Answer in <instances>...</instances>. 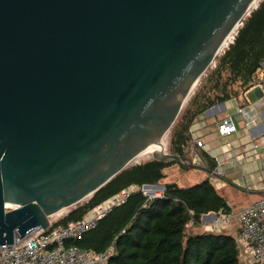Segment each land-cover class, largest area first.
<instances>
[{"label":"water","instance_id":"water-1","mask_svg":"<svg viewBox=\"0 0 264 264\" xmlns=\"http://www.w3.org/2000/svg\"><path fill=\"white\" fill-rule=\"evenodd\" d=\"M256 1L0 0V244L149 148L211 173L165 137Z\"/></svg>","mask_w":264,"mask_h":264},{"label":"trees","instance_id":"trees-1","mask_svg":"<svg viewBox=\"0 0 264 264\" xmlns=\"http://www.w3.org/2000/svg\"><path fill=\"white\" fill-rule=\"evenodd\" d=\"M263 59L264 0H260L187 100L170 133L172 153L185 155L191 124L212 105L243 94ZM202 158L208 168L215 167L206 153ZM175 163L152 158L129 166L54 224L83 218L95 205L131 184H159L166 177V169ZM221 209L232 210L227 198L208 179L186 187L168 182L162 197L131 194L95 228L81 238L68 240L67 245L103 252L115 241L107 264H240L236 236L193 229H199L203 214ZM192 219L193 226L188 228Z\"/></svg>","mask_w":264,"mask_h":264},{"label":"built area","instance_id":"built-area-1","mask_svg":"<svg viewBox=\"0 0 264 264\" xmlns=\"http://www.w3.org/2000/svg\"><path fill=\"white\" fill-rule=\"evenodd\" d=\"M249 86L260 91L261 95L257 99L252 102L243 99L225 106L226 114L222 118L219 117L223 111L221 104L225 103L216 104L204 111L189 128L190 142H194L195 146L202 150L199 156L191 159L196 164L206 165L202 153L210 157L215 167L207 179L214 185L225 184L230 179L228 174L230 170L242 168L245 164L264 157V129L260 123L262 117L260 110L264 107V59L251 76ZM201 116L202 119H199ZM212 117H217L215 131L222 140L217 146V151L210 148L208 141L204 140L203 131L209 126V118ZM245 136L247 139L243 141L242 137ZM250 178L251 175L246 177L247 180ZM246 186L249 189L263 190L264 177L258 181L246 182ZM163 191L162 186L158 184H131L95 205L79 220L54 224L56 221L51 219L48 229L35 227L24 237L16 233L13 243L0 244V264L107 262L115 251V241L103 252L67 245V241L81 238L86 232L95 228L102 218L115 207L124 204L131 194L141 192L148 198H153L162 197ZM230 206L232 208L230 212L221 209L218 212L203 214L200 225L206 231L222 233L230 230L234 219L237 218L239 232L236 240L240 256L248 264H264V196L238 210H234L231 204ZM193 223L192 219L186 226L190 228Z\"/></svg>","mask_w":264,"mask_h":264},{"label":"crops","instance_id":"crops-1","mask_svg":"<svg viewBox=\"0 0 264 264\" xmlns=\"http://www.w3.org/2000/svg\"><path fill=\"white\" fill-rule=\"evenodd\" d=\"M246 84H244L245 86ZM247 93V97H244L243 94ZM241 94L239 97H234V98H231L227 101H225L224 105H222V108H223V112L224 109H225V106H228L229 105H232L236 102H239L243 99H245L247 102H252L254 101L255 99H257L261 93L259 90L257 89H253V88H250V86L247 88V90ZM243 97V98H241ZM236 98V99H235ZM241 98V99H239ZM219 104V103H218ZM221 113V114H222ZM260 113H261V120H260V123L262 124V128L264 129V107L260 110ZM210 119H212L210 121ZM216 120H217V117H212V118H209V126H207L203 133H204V140L208 141V146L214 150L217 151V146L222 143V140L217 136V133L215 131L216 129ZM238 136V135H237ZM234 139L236 138L235 136L233 137ZM239 138V137H238ZM246 136L245 137H242V140L246 141ZM186 151H188V153H190V156L191 158H194L195 156H199V154L202 152L201 149L197 148L195 146V143L194 142H189L188 146L186 147ZM169 168L166 169L165 172H167ZM202 172H205L206 173V176L204 177V179H207L208 176H209V173L207 171H204V170H200ZM228 174L230 175V179L227 180V184H230L232 185L233 187H235L236 189L242 191L244 194H259L260 197L264 196V189H259V190H254V189H249L247 186H246V182H252V181H258L261 177H264V157L263 159H260L258 161H252V162H249L247 164H245L242 168H237V169H233V170H230L228 172ZM248 175H251V178L250 179H246V177H248ZM224 185V184H221V186ZM216 186V185H215ZM217 188V187H216ZM258 195V196H259ZM259 197V198H260ZM227 198V197H226ZM257 198V199H259ZM255 199V200H257ZM227 200L229 201V203L232 205V207L234 208V210H237L236 207H238L239 209L251 204L252 202H254L255 200H249L248 202H246L245 204H240L238 206V204H236L235 201L227 198ZM199 231H206L204 229L203 226L199 225ZM227 233H231L232 235L236 236L239 232V228H238V220L237 218L234 219V223H233V226L231 227L230 230L226 231ZM98 264H107V262H99ZM240 264H248L241 256H240Z\"/></svg>","mask_w":264,"mask_h":264},{"label":"rangeland","instance_id":"rangeland-1","mask_svg":"<svg viewBox=\"0 0 264 264\" xmlns=\"http://www.w3.org/2000/svg\"><path fill=\"white\" fill-rule=\"evenodd\" d=\"M212 67L209 68V70L206 72V74L210 73V71L212 70ZM203 78H205V76ZM243 95H244V97H247V93H245ZM241 98H243V97H241ZM241 98H239V99H241ZM219 103H222V102H219ZM216 104H218V103H216ZM216 104H214V105H216ZM214 105H212V106H214ZM227 106H228V104H227ZM225 114H226V112H223L222 114L219 115V117L222 118L225 116ZM199 119H202V116ZM211 120L212 119H210V121ZM170 133L165 137V143H166V151L172 153L170 150ZM185 156L188 158H191L190 153H188V151L185 152ZM152 158H153V156L151 153V154L145 155L143 157V159H139L138 161L141 163V162L150 160ZM200 170L201 169H195V168H188V169L183 170L177 163H175L173 166L169 167V169L166 172V177L158 185H164L165 186V184L168 182H176L180 186H183V187L196 184L198 182L205 180L204 177L206 176V173L202 172ZM216 187H217L219 193H221L225 197L235 201L236 204H238V206L240 204H245L249 200H253V199L255 200V199L260 197L259 194H244L242 191L236 189L235 187H233L232 185L227 184V183H225L222 186L218 185V183H217ZM236 209L238 210L239 208L236 207ZM69 211L70 210H66L60 214L54 215L51 218L52 221H57V220L61 219ZM193 229L196 232L198 231L197 226H195Z\"/></svg>","mask_w":264,"mask_h":264},{"label":"bare ground","instance_id":"bare-ground-1","mask_svg":"<svg viewBox=\"0 0 264 264\" xmlns=\"http://www.w3.org/2000/svg\"><path fill=\"white\" fill-rule=\"evenodd\" d=\"M257 2H258V0L254 3V6L257 4ZM233 35H235V33L229 36V39L227 40L226 44L230 43V41H231L232 38H233ZM225 46H226V45H225ZM159 150H160V147H159V146H157V148H154V149L149 148L147 151H145L144 153H142V154L136 159V161H138L139 159H143V157H144L145 155H147V154H151V153H153L154 151H159ZM138 162H139V161H138ZM64 211H65V210H64ZM62 212H63V211H62ZM62 212H61V213H62Z\"/></svg>","mask_w":264,"mask_h":264}]
</instances>
